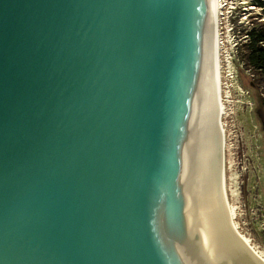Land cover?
Wrapping results in <instances>:
<instances>
[{
	"label": "water",
	"instance_id": "water-1",
	"mask_svg": "<svg viewBox=\"0 0 264 264\" xmlns=\"http://www.w3.org/2000/svg\"><path fill=\"white\" fill-rule=\"evenodd\" d=\"M219 95L217 0H0V264H264Z\"/></svg>",
	"mask_w": 264,
	"mask_h": 264
},
{
	"label": "rangeland",
	"instance_id": "rangeland-1",
	"mask_svg": "<svg viewBox=\"0 0 264 264\" xmlns=\"http://www.w3.org/2000/svg\"><path fill=\"white\" fill-rule=\"evenodd\" d=\"M218 56L222 115L220 127L230 165L233 208L238 225L264 254V130L260 102L248 85L235 44L238 26L256 20L254 0H219ZM264 1V0H260ZM264 112V111H263Z\"/></svg>",
	"mask_w": 264,
	"mask_h": 264
},
{
	"label": "trees",
	"instance_id": "trees-1",
	"mask_svg": "<svg viewBox=\"0 0 264 264\" xmlns=\"http://www.w3.org/2000/svg\"><path fill=\"white\" fill-rule=\"evenodd\" d=\"M253 5L260 10L256 20H250L246 26L240 24L237 28L235 44L237 59L242 71L248 72V85L254 91L260 107L256 115L258 118L264 114V1L254 0Z\"/></svg>",
	"mask_w": 264,
	"mask_h": 264
},
{
	"label": "bare ground",
	"instance_id": "bare-ground-1",
	"mask_svg": "<svg viewBox=\"0 0 264 264\" xmlns=\"http://www.w3.org/2000/svg\"><path fill=\"white\" fill-rule=\"evenodd\" d=\"M219 3H220V1L217 0V17H218V10H219V7H220ZM218 48H219V46H218ZM218 65H219V56H218ZM219 82H220V73H219ZM220 99H221V92H220V95H219V133H220V136L222 138L221 132H223V131L221 130V127H220V117L222 115L223 109H222V104H221V100ZM222 140H223V138H222ZM223 142H224V140H223ZM259 253L264 257V254H262L261 252H259Z\"/></svg>",
	"mask_w": 264,
	"mask_h": 264
},
{
	"label": "flooded vegetation",
	"instance_id": "flooded-vegetation-1",
	"mask_svg": "<svg viewBox=\"0 0 264 264\" xmlns=\"http://www.w3.org/2000/svg\"><path fill=\"white\" fill-rule=\"evenodd\" d=\"M261 126H262V129L264 130V124L263 123H261Z\"/></svg>",
	"mask_w": 264,
	"mask_h": 264
}]
</instances>
